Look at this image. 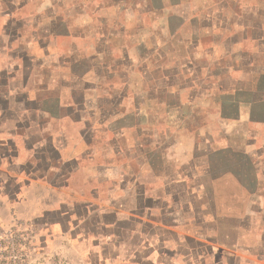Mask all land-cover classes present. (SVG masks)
<instances>
[{
  "label": "crops",
  "instance_id": "obj_1",
  "mask_svg": "<svg viewBox=\"0 0 264 264\" xmlns=\"http://www.w3.org/2000/svg\"><path fill=\"white\" fill-rule=\"evenodd\" d=\"M0 226L42 264H264V0H0Z\"/></svg>",
  "mask_w": 264,
  "mask_h": 264
},
{
  "label": "built area",
  "instance_id": "obj_2",
  "mask_svg": "<svg viewBox=\"0 0 264 264\" xmlns=\"http://www.w3.org/2000/svg\"><path fill=\"white\" fill-rule=\"evenodd\" d=\"M32 233L24 226H0V264H42L35 258Z\"/></svg>",
  "mask_w": 264,
  "mask_h": 264
},
{
  "label": "rangeland",
  "instance_id": "obj_3",
  "mask_svg": "<svg viewBox=\"0 0 264 264\" xmlns=\"http://www.w3.org/2000/svg\"><path fill=\"white\" fill-rule=\"evenodd\" d=\"M209 104H210V106H217V104H214V102L212 100H209Z\"/></svg>",
  "mask_w": 264,
  "mask_h": 264
}]
</instances>
